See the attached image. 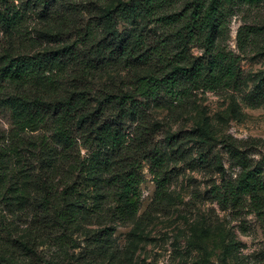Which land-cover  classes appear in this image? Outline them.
I'll return each mask as SVG.
<instances>
[{
  "label": "trees",
  "instance_id": "trees-1",
  "mask_svg": "<svg viewBox=\"0 0 264 264\" xmlns=\"http://www.w3.org/2000/svg\"><path fill=\"white\" fill-rule=\"evenodd\" d=\"M231 1L193 0L189 19L174 34V41L181 43L205 33L209 55L202 59L205 62L198 59L183 64L179 54L170 58L164 46L155 64L162 69V77L138 75L132 92L106 85L97 89L95 80L111 69L148 67L155 62L153 54L158 48L149 46L143 32L135 28L117 33L115 22H135L141 17L176 21L177 14L164 13L171 0H120L112 7L107 6L109 0H27L51 17L55 31L70 35L66 43L32 54L23 50L35 47L38 40L29 44L14 40V32H22L19 11L0 12V26L11 38L0 48V105L9 110L12 124L9 143L0 150V206L7 213L1 222L0 264H23L18 249L39 263L38 246L48 232L66 233L83 221L100 218L108 196L115 202L111 214L119 220L132 219L139 211L144 161L149 163L157 193L164 191L166 154L151 142L150 135L157 129L143 124L138 98L155 95L161 85L171 94L183 83L207 89L239 86L234 54L214 52L221 11ZM86 13L89 21L81 26L78 17ZM39 131L43 135L33 136ZM233 155L241 171L229 189V199L232 204L249 200L264 219V172L242 152ZM8 164H40L47 173L37 182L33 200L28 180L9 179ZM106 183L111 192L105 189ZM89 199L94 200L95 215L85 209ZM28 212L32 222L26 230L31 233L24 237L18 232L23 231L20 222ZM109 229L100 231V239L107 237ZM43 264L57 263L44 260Z\"/></svg>",
  "mask_w": 264,
  "mask_h": 264
},
{
  "label": "rangeland",
  "instance_id": "rangeland-1",
  "mask_svg": "<svg viewBox=\"0 0 264 264\" xmlns=\"http://www.w3.org/2000/svg\"><path fill=\"white\" fill-rule=\"evenodd\" d=\"M118 1L109 0L107 6ZM192 1L171 0L164 13L177 15L176 21L169 23L157 17H141L135 22L117 20V33L135 28L143 32L149 46L158 48V53L153 54L155 62L148 67L105 72L95 80L97 89L106 85L132 92L138 75L156 74L161 78L162 69L155 64L164 46L170 58L179 54L183 64L206 60L205 33L186 42L174 41L175 32L189 19ZM15 9L19 11L18 29L22 32H14V40L24 44L38 40L24 53L46 50L69 39V34L55 31L51 17L37 5L27 0H0L1 13ZM88 14L79 15L81 26L88 23ZM219 22L214 52L234 54L240 76L238 87L207 89L183 83L171 94L161 85L155 95L138 98L144 111L143 124L157 129L150 140L166 154L168 183L164 191L157 193L149 163L144 161L139 211L132 219L119 220L111 214L115 202L112 195L108 196L100 218L83 221L66 233L48 232L39 243L36 264L44 260L57 264H264V219L249 200L232 204L229 199V189L241 171L234 151L245 154L254 167L264 172V0L226 3ZM26 28L28 31H24ZM10 40L0 26V48ZM135 126L129 131L133 132ZM11 129L9 110L0 105V150L9 143ZM41 135L39 131L33 136ZM130 136L132 139L133 134ZM81 149L85 155L86 146ZM6 171L12 181H29L31 200L37 182L47 174L40 164H8ZM110 187L107 184L105 189L111 192ZM93 204L91 199L84 203L85 209L95 215ZM5 214L0 206V233ZM31 222L28 212L20 222L23 231L18 230L19 235L28 237L31 232L26 229ZM104 228L110 229L102 240L100 231ZM19 252L23 264H35L22 250Z\"/></svg>",
  "mask_w": 264,
  "mask_h": 264
}]
</instances>
